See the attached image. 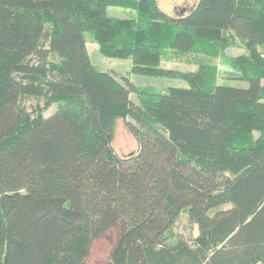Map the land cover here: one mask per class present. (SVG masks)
<instances>
[{
  "label": "trees",
  "instance_id": "trees-1",
  "mask_svg": "<svg viewBox=\"0 0 264 264\" xmlns=\"http://www.w3.org/2000/svg\"><path fill=\"white\" fill-rule=\"evenodd\" d=\"M87 36L132 74L188 87L100 70ZM219 64L248 87L217 85ZM263 81L264 0H199L180 18L158 0H0V264H90L96 242L105 264H264Z\"/></svg>",
  "mask_w": 264,
  "mask_h": 264
},
{
  "label": "rangeland",
  "instance_id": "rangeland-1",
  "mask_svg": "<svg viewBox=\"0 0 264 264\" xmlns=\"http://www.w3.org/2000/svg\"><path fill=\"white\" fill-rule=\"evenodd\" d=\"M198 2L199 0H158L159 7L173 18H180L188 15L190 11L198 4ZM107 12L109 16L113 17L133 18L135 16V12L118 7H110L108 8ZM86 39V45L92 63L104 72H115L118 74V76L129 79L136 86L188 87V83L183 79L132 74V64L130 59L104 57L99 52L98 44L93 42L89 36H87ZM226 53L229 56H234L242 53V51L240 49L230 48L227 49ZM182 68L185 69L184 67ZM219 68L223 74H221L220 78L218 79L217 85L236 88L248 87V83L246 81L235 78H226L228 76H226L225 73L231 71L229 66L219 64ZM131 98L137 102L134 94L131 95ZM35 103L36 101L34 100H27L26 102L29 109H31ZM54 107L46 111L45 115L49 116L54 111ZM131 120L132 118H128V121ZM255 136H258V133H255ZM113 146L116 152L121 156H128L138 151V143L133 135L129 132L126 120L119 119L116 122ZM189 224V219L183 214L178 222V230L183 232L185 226L189 228ZM197 226L198 225L196 222H192L191 227L195 232H197ZM110 249V245L104 244L102 242L94 243L91 252L90 264H105L109 257Z\"/></svg>",
  "mask_w": 264,
  "mask_h": 264
}]
</instances>
